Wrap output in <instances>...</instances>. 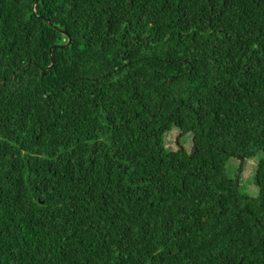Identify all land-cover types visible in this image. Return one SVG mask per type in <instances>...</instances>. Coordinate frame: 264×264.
<instances>
[{
    "label": "trees",
    "instance_id": "1",
    "mask_svg": "<svg viewBox=\"0 0 264 264\" xmlns=\"http://www.w3.org/2000/svg\"><path fill=\"white\" fill-rule=\"evenodd\" d=\"M34 2L0 0V264H264V0Z\"/></svg>",
    "mask_w": 264,
    "mask_h": 264
},
{
    "label": "rangeland",
    "instance_id": "2",
    "mask_svg": "<svg viewBox=\"0 0 264 264\" xmlns=\"http://www.w3.org/2000/svg\"><path fill=\"white\" fill-rule=\"evenodd\" d=\"M170 135L166 137L164 140L165 144L169 147H176L177 143L175 141V137L179 134L177 128H173L171 130ZM180 143L189 151L190 147L192 145V139H191V134L187 133L184 136H179ZM256 161H258V157L245 160L243 163V169L242 171H239V175H241V191L244 193H247L249 195L255 196L257 194V187L254 185L252 182V176L254 173V169L256 166ZM240 161L237 158H230V165L233 168H237L239 166ZM237 173V174H238ZM227 205H228V210L232 211L231 209V204L227 200ZM239 216V215H238ZM241 220V218H239ZM263 221H264V216H263Z\"/></svg>",
    "mask_w": 264,
    "mask_h": 264
},
{
    "label": "water",
    "instance_id": "3",
    "mask_svg": "<svg viewBox=\"0 0 264 264\" xmlns=\"http://www.w3.org/2000/svg\"><path fill=\"white\" fill-rule=\"evenodd\" d=\"M35 5H36V2H34V5L32 6V10L33 11H35ZM50 24H51V22L50 21H48ZM59 31H61L63 34H66V31L64 30V29H62V28H59V27H56ZM69 42H70V39H68L64 44H61V45H59V46H65V45H68L69 44ZM53 64H54V60H53V58H51V64H50V66L48 67V68H51V67H53ZM44 74V72H42V75ZM239 174V173H238Z\"/></svg>",
    "mask_w": 264,
    "mask_h": 264
},
{
    "label": "snow or ice",
    "instance_id": "4",
    "mask_svg": "<svg viewBox=\"0 0 264 264\" xmlns=\"http://www.w3.org/2000/svg\"><path fill=\"white\" fill-rule=\"evenodd\" d=\"M35 2H38V0H35Z\"/></svg>",
    "mask_w": 264,
    "mask_h": 264
},
{
    "label": "bare ground",
    "instance_id": "5",
    "mask_svg": "<svg viewBox=\"0 0 264 264\" xmlns=\"http://www.w3.org/2000/svg\"><path fill=\"white\" fill-rule=\"evenodd\" d=\"M49 66H50V65H49ZM49 66H48V67H49ZM42 72H44V71H42ZM41 74H42V73H41Z\"/></svg>",
    "mask_w": 264,
    "mask_h": 264
}]
</instances>
